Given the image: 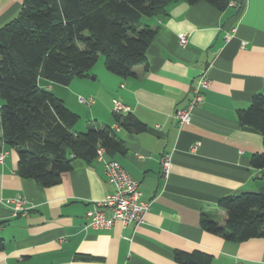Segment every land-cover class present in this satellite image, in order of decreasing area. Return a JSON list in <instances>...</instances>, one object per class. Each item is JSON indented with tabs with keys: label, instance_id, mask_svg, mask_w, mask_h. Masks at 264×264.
<instances>
[{
	"label": "crops",
	"instance_id": "crops-1",
	"mask_svg": "<svg viewBox=\"0 0 264 264\" xmlns=\"http://www.w3.org/2000/svg\"><path fill=\"white\" fill-rule=\"evenodd\" d=\"M22 1L0 0V27L17 17ZM143 22L158 32L146 66L134 67V76L114 75L99 59L92 79H73L67 86L38 81L69 110L68 99L76 107L83 105L79 97L93 99L89 125L111 126L123 147L105 159L137 180L140 199L151 203L143 223L100 230L87 225L86 213L114 190L96 158L74 159L59 184L43 188L16 174L17 153L1 142L0 264H180L175 252L196 251L211 256L209 264H264V237L233 243L200 226L201 214L226 223L221 199L264 194L262 172L250 164L264 150L262 136L237 118L254 95H264V0H230L224 10L179 0ZM179 35L187 36L185 46ZM202 75L209 80L202 101L190 121L179 124L175 113L189 104ZM113 101L125 105L122 114L131 113L145 130L120 129ZM164 155L171 160L167 178L161 175ZM17 195L24 198L25 213H14L9 202Z\"/></svg>",
	"mask_w": 264,
	"mask_h": 264
},
{
	"label": "trees",
	"instance_id": "trees-1",
	"mask_svg": "<svg viewBox=\"0 0 264 264\" xmlns=\"http://www.w3.org/2000/svg\"><path fill=\"white\" fill-rule=\"evenodd\" d=\"M179 0H23L16 18L0 27L1 142L17 153L16 174L43 188L60 183L72 161L89 163L102 147L106 155L123 151L109 125H89L74 131L80 117L50 90L39 86L40 78L67 86L73 79L90 77L103 56L105 69L119 77L134 76V67L146 66V51L157 28L144 18L162 16ZM189 5L206 2L224 10L230 0H182ZM117 126L129 133L146 128L131 113L112 112ZM242 126L258 131L264 145V95L252 97L237 113ZM253 168L264 180V150L253 154ZM226 212L221 226L201 214L203 230L233 243L264 237V194L241 193L219 201ZM4 246L0 239V250ZM180 264H209L201 252H175Z\"/></svg>",
	"mask_w": 264,
	"mask_h": 264
},
{
	"label": "built area",
	"instance_id": "built-area-1",
	"mask_svg": "<svg viewBox=\"0 0 264 264\" xmlns=\"http://www.w3.org/2000/svg\"><path fill=\"white\" fill-rule=\"evenodd\" d=\"M178 43L185 46L187 43L186 35L178 36ZM209 86V80L202 75L193 90V97L189 104L175 113V118L179 124L188 123L191 119L192 110L203 98V90ZM80 104L90 106L93 103L92 98L79 97ZM128 108L118 101H113V112L124 113ZM105 150L98 147L96 150V159L103 164V173L107 181L113 185L112 193L106 195L102 200L96 202L92 209L86 213L87 225L94 229H109L112 224L119 223L122 226L128 224H141L144 221V215L150 210L151 203L140 199L141 193L138 189V181L129 175L118 162L112 159H105ZM5 157V153L0 152V163ZM171 169V160L169 155H164L161 159V175L167 178ZM14 213H25L23 207L24 198L17 195L13 200ZM106 212L111 216L107 218Z\"/></svg>",
	"mask_w": 264,
	"mask_h": 264
},
{
	"label": "rangeland",
	"instance_id": "rangeland-1",
	"mask_svg": "<svg viewBox=\"0 0 264 264\" xmlns=\"http://www.w3.org/2000/svg\"><path fill=\"white\" fill-rule=\"evenodd\" d=\"M99 59H103L104 62V58L103 56H100L98 58ZM98 61L96 62V64L94 65V67L97 65ZM91 74V73H90ZM93 75L90 76V79H92ZM43 81V78H40V82ZM72 101L68 99V106L71 108V110H73V112L77 113L80 116V120L77 122V124L74 126L75 130L81 129V132H85L87 130V127L89 126V124H91L90 121L87 120V117L89 118V108L88 106L85 105H79V107L74 106L73 104H71ZM85 110V112H83V110Z\"/></svg>",
	"mask_w": 264,
	"mask_h": 264
}]
</instances>
